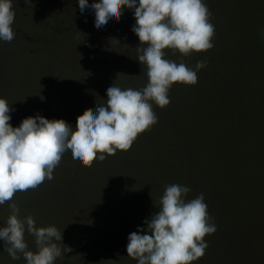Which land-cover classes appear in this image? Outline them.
Masks as SVG:
<instances>
[{
  "label": "trees",
  "instance_id": "trees-1",
  "mask_svg": "<svg viewBox=\"0 0 264 264\" xmlns=\"http://www.w3.org/2000/svg\"><path fill=\"white\" fill-rule=\"evenodd\" d=\"M15 38L0 41V97L23 120L37 114L64 119L105 104L107 89H143L147 67L137 57L134 9L101 27L79 0H16ZM95 0H89L92 4ZM215 25L214 47L166 59L194 67L206 60L198 83H175L158 123L128 151L83 166L66 152L53 179L19 192L25 217L63 234L55 264H138L127 255L129 234L159 211L165 186L204 195L217 231L206 235L205 255L192 264H264V0H204ZM17 15V12H16ZM16 125H18L16 121ZM29 250L35 238L26 231ZM71 248V251L68 249ZM5 262V263H4ZM4 264H26L23 255Z\"/></svg>",
  "mask_w": 264,
  "mask_h": 264
},
{
  "label": "clouds",
  "instance_id": "clouds-1",
  "mask_svg": "<svg viewBox=\"0 0 264 264\" xmlns=\"http://www.w3.org/2000/svg\"><path fill=\"white\" fill-rule=\"evenodd\" d=\"M124 6L134 9L136 24L132 31L139 37L138 60L147 67L148 83L140 90L121 89L113 84L107 89L105 104L96 110L86 109L77 117L75 129L64 119H48L37 114L25 118L18 127L10 123L13 111L6 98L0 97V205L13 201L17 192L35 189L53 179L63 155L83 166L103 161L117 150L128 151L139 134L158 123L153 103L161 108L170 103L169 90L175 83L195 85L198 72L207 61L194 67L166 59L165 49L182 56L206 52L214 47L215 25L204 0H79L81 13L95 11L99 29L109 20H119ZM13 0H0V41L15 38ZM188 186H165L159 199V211L146 219L147 234L140 228L128 237L127 255L138 264H192L205 255V236L217 231L208 212L203 194L194 199L185 197ZM11 215L0 227L4 251L13 260L23 255L26 264H55L62 257L63 234L55 225L36 226L33 216L20 217V207L9 204ZM35 238L36 251L29 250L25 232ZM71 251V248L68 249Z\"/></svg>",
  "mask_w": 264,
  "mask_h": 264
},
{
  "label": "rangeland",
  "instance_id": "rangeland-1",
  "mask_svg": "<svg viewBox=\"0 0 264 264\" xmlns=\"http://www.w3.org/2000/svg\"><path fill=\"white\" fill-rule=\"evenodd\" d=\"M13 4H14V11H15V13L17 12V15H15V18H16V16H17V18H19L20 14H21L20 12H21L22 3H20L19 1H16V0H13ZM0 53L2 54V58L3 59H5V57H7L6 53L3 50H1V49H0ZM1 63L2 62L0 61V70H1V68H3V64H1ZM12 112L10 113L11 117H12L10 123L12 124L13 127H18L22 123L23 118L20 117L17 112H15L14 116H13ZM16 121H17L18 125H16ZM19 194H20L19 192H17L15 194V196L13 198V201H10V202H7V203H5L3 205H0V227L6 226L7 218L9 217V215H11V209L9 207L10 203L14 202V200L18 201V202H21V203H24V202L28 201V199H26V200L25 199H21L19 197ZM20 217L21 218L25 217V213L23 211H20ZM25 234H26V232H25ZM3 258H6V251H4V242L2 240H0V264H4L5 263V262L1 263Z\"/></svg>",
  "mask_w": 264,
  "mask_h": 264
}]
</instances>
